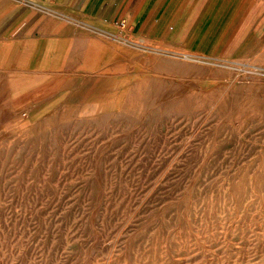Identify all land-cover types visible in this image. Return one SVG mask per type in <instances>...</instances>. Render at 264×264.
<instances>
[{
    "label": "rangeland",
    "instance_id": "374dc122",
    "mask_svg": "<svg viewBox=\"0 0 264 264\" xmlns=\"http://www.w3.org/2000/svg\"><path fill=\"white\" fill-rule=\"evenodd\" d=\"M134 2L0 61V264H264V0Z\"/></svg>",
    "mask_w": 264,
    "mask_h": 264
},
{
    "label": "crops",
    "instance_id": "0c3cea01",
    "mask_svg": "<svg viewBox=\"0 0 264 264\" xmlns=\"http://www.w3.org/2000/svg\"><path fill=\"white\" fill-rule=\"evenodd\" d=\"M124 1L0 0V61H8L6 58L14 54L18 57L16 62L20 63V55L35 54L39 48H50L53 43L73 41L82 28L106 30L122 12ZM146 1L135 0L126 10L135 24L145 10ZM172 2L170 0V6ZM20 64L17 68L26 67Z\"/></svg>",
    "mask_w": 264,
    "mask_h": 264
},
{
    "label": "bare ground",
    "instance_id": "6f19581e",
    "mask_svg": "<svg viewBox=\"0 0 264 264\" xmlns=\"http://www.w3.org/2000/svg\"><path fill=\"white\" fill-rule=\"evenodd\" d=\"M219 2V1H218ZM216 4V3H215ZM185 57H188V58H191L192 57V54H189V53H187V55H184ZM183 56V57H184ZM125 83V82H124Z\"/></svg>",
    "mask_w": 264,
    "mask_h": 264
},
{
    "label": "built area",
    "instance_id": "2783aa9c",
    "mask_svg": "<svg viewBox=\"0 0 264 264\" xmlns=\"http://www.w3.org/2000/svg\"><path fill=\"white\" fill-rule=\"evenodd\" d=\"M120 25L121 26H125V22L122 20V21H120Z\"/></svg>",
    "mask_w": 264,
    "mask_h": 264
}]
</instances>
